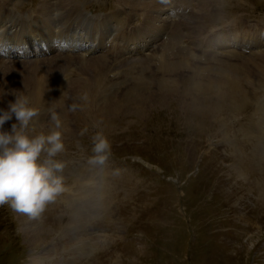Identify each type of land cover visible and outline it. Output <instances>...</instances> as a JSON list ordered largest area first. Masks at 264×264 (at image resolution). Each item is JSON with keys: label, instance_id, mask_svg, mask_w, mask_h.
I'll use <instances>...</instances> for the list:
<instances>
[{"label": "rangeland", "instance_id": "obj_1", "mask_svg": "<svg viewBox=\"0 0 264 264\" xmlns=\"http://www.w3.org/2000/svg\"><path fill=\"white\" fill-rule=\"evenodd\" d=\"M40 1L10 0L9 7L27 16L35 7H42L43 0ZM54 1L51 0L54 25L46 31L31 21L22 36L25 40L32 38L41 41L42 37L53 44L56 32L58 35L62 32L67 34L62 14L72 6L80 7L88 15L90 13L89 17H100L101 14L122 8L124 3L130 12V8L140 7L133 12L132 24L121 36L138 31L141 23H144L142 26L147 25L148 8L124 0ZM178 1L186 4L183 6L187 10L188 2L193 0ZM199 5L198 1H194L184 13L185 16L169 17L166 34L173 28V23H183L182 18L187 22L182 24L183 29L179 28L183 33H187L188 26L198 35L197 22L203 21L202 38L207 33L220 32L214 31L213 27L222 29L258 22L262 29L259 30L258 40L233 39L232 44L227 46L217 43L220 39H216L214 41L218 45L192 48L189 58L177 70L164 72L163 79L159 75L153 77L149 71L156 75L155 67L159 66L157 73L162 68L157 65L155 56L166 49H159L161 38L152 39L154 35L149 36L148 41L154 40L155 43L151 50L147 49L143 55L133 53L130 60L136 62L129 63L122 58L124 74L121 82H128L127 87L111 86L103 76L104 71L100 73V69L96 68V59H92L95 62H87L86 66L65 65L64 68L59 63L60 59L51 61V55L71 59V64L80 60L77 53L68 52L64 56L61 48L59 51L62 54L53 53L44 57V61L7 62L5 64L11 65L6 70L5 64L1 65L0 93H4L0 94V100L12 99L6 93L19 88L22 90H16L17 95L26 94L32 100L38 87L35 83L38 77L50 80H46V83L54 82L57 85L58 82L57 86L72 97L86 91L89 99L88 103H83L84 108L75 112L68 111L67 104L71 100H66L64 96L57 102L43 99L37 104L35 99L32 100L40 110L38 119L32 121L35 130L39 131L50 123L48 108L52 104L58 105L57 111L64 121L66 150L59 158L68 160L69 164L65 178L66 191L36 218L16 212L7 204L0 206V264H264V161L252 160L255 137L264 133L244 128V119L239 117L248 110L250 103L246 99L259 90L264 76L261 67L254 72L248 70L249 60L253 57L258 61V53L264 50V0H205L202 8ZM163 7L174 8L171 3ZM200 12L210 15L196 21L195 17ZM21 22L17 20L18 24ZM181 34L178 39L181 46H185L184 49L180 48L184 53L188 43L192 46V38L188 34ZM121 36L115 35L119 46L124 39ZM90 38L86 40L88 46L92 44ZM162 40L168 38L163 37ZM147 44L141 41L137 46H132L149 47ZM39 47L44 46L39 44ZM107 47H110V42H107ZM221 48H228L226 51L231 54L238 51L246 54L238 56L241 62L236 64L232 62L236 58H222L230 53H215ZM214 49L218 50L213 53ZM106 53V48H101L85 55L83 61L86 57L90 60L97 55L103 57ZM19 58L23 59L22 56ZM245 64H248L247 67ZM90 68L93 69L88 72ZM226 69L238 73L230 72L233 75H228ZM168 73L172 75L166 78ZM55 77L58 78L57 82ZM94 78H101L103 82L100 81L98 91H93V94ZM145 79L149 82L144 83ZM230 81L231 84L236 83L237 87L232 86ZM109 86L111 91H107ZM242 98L246 102L238 106ZM261 100L264 101V96ZM84 109L91 110V113H85ZM93 112H97L95 123L90 118ZM11 122L14 121H9L5 127H9ZM85 127L88 131L82 134ZM96 127L104 130L111 141V155L117 157L118 166L113 176L108 171L88 168L82 163L91 155L90 137ZM223 135L230 140L234 149L222 141ZM79 163L81 167L77 165ZM98 179H102L97 184L100 197L89 190ZM110 198L116 201L120 214H124L139 199V211L136 214L127 213L126 217L121 215L116 221L107 215L112 201ZM91 219L95 221L92 223ZM117 222L121 232L111 233ZM122 226H125L124 229ZM100 228L110 233L109 249L93 235L94 229Z\"/></svg>", "mask_w": 264, "mask_h": 264}, {"label": "bare ground", "instance_id": "obj_2", "mask_svg": "<svg viewBox=\"0 0 264 264\" xmlns=\"http://www.w3.org/2000/svg\"><path fill=\"white\" fill-rule=\"evenodd\" d=\"M125 1H126V3L132 4V5H135V6H144V7H146V9L148 8L147 10H149V11H148V15H147L148 17H147V20H146L147 25L145 24L146 26H142V24H144V23H141V25H140V28H144L146 30H139L140 29L139 28L138 31H130L128 36L122 35V36H124V39H123L122 45L119 46L118 43H117V39H116L115 35H118L119 34V37H120L121 34L128 29V27H129V25L131 23L130 20L133 17V12L137 8L140 9V7H137V8L132 7V8H130V9H132V11L130 12L129 11V8L124 3L122 5V8H117L115 10H112L110 13L101 14L100 17H97V16L96 17H89V16H87L88 14L83 9H81L80 7L72 6L71 9L69 11H67V13L62 14L64 29L68 33L66 34L65 32H62L60 35H58V33L56 32V35H55L56 36V38H55L56 41H54V43L52 44L51 42H48L45 38H42V37H41V41H35L32 38H29L28 40H25L24 37H22L27 32V26L31 23V21L35 22L36 24H39L41 26V28L44 29V30H46V31H48V30L51 29V27L54 25V20H55L54 14L52 15V13H51L52 12V5H53L51 3V0H43L41 2L42 7H40V6L37 7V8L35 7V9H32L31 12H28L29 14L27 16L22 15L19 12L15 11L14 9H12L11 7H9L10 0H0V67H1L2 64L4 65L7 62H27V61H30V62H39V61H44L45 58H47L49 55H51L53 53H55V54L61 53L62 54L63 52H65L64 56H67L68 55V52H75V53H77V55L82 56L83 54L95 52L97 50H100L101 48H106V50H107L109 48V47H107V42H108V39H109V40H111L110 49H109L111 51V53L108 54V55H106V56H103V57H101V55L100 56L97 55V56L91 58L90 60L86 57L87 60L85 59V61H82V62H81V60H79V61H77V63H72V64H71V61H70L71 59H67V58L63 57L62 55H60V56L51 55V57H50V60L51 61H53V60L54 61H58L57 59H60L61 62H59V63H62L63 64V68H64L65 65L66 66H71V65L86 66L87 65V62H90L92 59H96V62H95V60H92V62L94 61L96 63V68L100 69V73H101V71H105L107 69L112 68V65L115 62L119 61L120 57H122L124 59H127V62H129V63L130 62H136V60H130L132 54L133 53L142 54L143 52L146 53L145 51L147 49H150L153 46L152 44L155 45L154 40L148 41L149 39H147V37H149V36L151 37L152 35H154L152 37V39L153 38L154 39L161 38V41H162L160 48L158 47L159 45L158 46L156 45V46L159 49H162V50H165L166 49V51H164V53H162V54H159V55H156L155 56V59L157 60V65H160L162 68L159 69V71L157 73V70H158V67L159 66H156L155 67L156 75L152 71H149V73L153 77H156L157 78V76L159 75L160 78L165 79L163 73L164 72H167V71L177 70V68L181 65V63L185 59L187 60L189 58V55H190L189 52L192 50V48L195 50L198 47H200L201 45H208V44H211L212 42H213V45H214V44H216V42L214 41L216 39H220L219 42L225 43V44H227V46H230V44H232L231 41L233 39H251V40H258V33H259V30L261 29V28L259 29L260 25L258 24V22L255 23V24L241 23L240 25H237L236 24V25H231V26H228L226 28H223L222 30H220L219 33H213V32L212 33H207L202 38V35L204 34L203 33L204 29H202V28L204 26L201 28V24H203L202 23L203 21L200 20V22H197L198 29L200 31L199 34L197 35V34H195L186 25H184V26H186L188 28L187 29V33H183L182 30H179V28H182V26H183L182 24H186L187 23V22H185V19L182 18L180 20H184V22L182 23V21H178V22L173 23V28L169 31V34L166 35V33H168V30H165V29H168L167 21L169 22V20H168L169 17L170 18L172 17V15H171L172 13H175L173 15L176 16V15L182 14L184 11H186V8L184 7L186 4L185 5L183 4L184 5L183 6L178 0H124V2ZM180 1H182V0H180ZM170 3H171V5L173 4V7H174L173 9H169V7H166V8L163 7V6L168 5V4L170 5ZM118 4H120V3H118ZM199 4H200L199 5L200 6L199 8H202L205 5V0H199ZM59 7H61V6L59 5ZM189 10L191 11L192 9H189ZM203 11L204 10H201V12H203ZM163 15L166 16V17H163ZM209 15L210 14H205V13L199 14L198 13V16H196L195 19H196V21L199 20V18L200 19H203V18L205 19ZM18 19H20L22 21L20 24L17 23V20ZM173 20H174V18H173ZM57 21H59V20H57ZM86 21L90 22V31H86V30H84V29L81 28V24H84ZM169 24H170V22H169ZM152 25H155L157 28L155 26H152ZM206 26H209V25H206ZM211 28L212 27H210L209 29H211ZM262 28H264V27H262ZM157 30H162V31L156 33ZM181 33L184 34V35L185 34L186 35L188 34L190 36V38H192V43H191L192 46L191 45L189 46V43H188V45H187L188 47L186 48V50H185L184 53H183L184 50L183 51L180 50V48L182 49L183 47L181 46L180 40L178 39V37H179V35ZM182 34H181V36H183ZM90 35H92L91 38L89 39L91 41L92 45L88 47V46H86V42L85 41L88 38V36H90ZM163 37H167L168 40H164L163 41L162 40ZM61 40H64L63 44L60 43ZM95 41H96V44H93ZM137 41L146 42V43H148L147 45H149V47H145L144 46L145 44H144V45L139 46L138 47L139 49L133 48L132 45L133 44L135 45V43ZM183 41H184V39H183ZM39 44H45L47 46L46 47L47 48V51H42L41 52V48L39 47ZM136 46H137V44H136ZM55 48H56V50H55ZM60 48L63 49L64 51L63 52H60L59 51ZM184 48H185V46H184ZM155 49H157V48H155ZM261 49L263 50V48H261ZM226 50H224V49L222 50V48H221V50H218L215 53H217V54L230 53V54L223 55L222 58H226V59L230 58L231 60H232V58L233 59L236 58L234 61H232V62H236V64H237V62H239V63L241 62V59H238L237 57L238 56H244L246 54L245 52H242V51H238L236 53H232L231 54V52H228ZM82 52H83V54H82ZM1 53L2 54H5V55L2 56ZM247 54H253V53H247ZM206 55H208V54H206ZM258 55L261 56V57L258 56V58H260V59H258V61L257 60H254L253 57L250 60L248 59L249 60V62H248L249 65L247 64L248 65V68H249L248 70H252V72H254L256 69H258V67H261V69L262 68L264 69V58L261 59L262 57H264V50L262 52L258 53ZM20 56L23 57L22 60H21V58H19ZM39 58H44V59H41V60H38V61L31 60V59H39ZM25 59H30V60H25ZM74 59H75V55H74ZM224 60H222V61H224ZM10 65L11 64H5L4 65L5 66V70H6L7 66H10ZM226 65H227V63H226ZM247 65L245 64L246 67H247ZM245 66H243V67H245ZM220 67H221V65H220ZM228 67H229V64H228ZM240 67H242V66H240ZM67 68H69V67H67ZM92 69L90 68V69H87V70L89 72V70L91 71ZM226 70H228V69H226ZM220 71H222V70H220ZM228 71H229V74L226 73V75L227 74L228 75H233L235 73V72L231 71L230 69ZM88 72H86V73H88ZM230 72H233V74H231ZM0 73H2V72L0 71ZM4 73H5V71L3 72V74ZM6 73H8V71H6ZM237 73H235V74H237ZM263 73H264V71H262V74ZM169 75H172V73L166 74L165 75L166 78H168ZM241 75L242 74H240V76ZM244 75H245V73H244ZM248 75H250V74H248ZM216 76H217V74H216ZM246 76L247 75H245L244 77H246ZM57 77H55V78H57ZM101 78H99L98 80H97V78L96 79L95 78L93 79L94 87L92 88V91H91L92 93H93V91H98V89H97L98 85L101 84V82H103V81H101ZM209 78L210 77H208V79ZM236 78H239V77H236ZM163 79H161V80H163ZM222 79H224V78H222ZM12 80H13V78H12ZM46 80H47L46 78H42L41 79L40 77H38L35 80V83H36V85L38 87L36 88V92L32 96L33 99H35L36 102L37 101H41L43 99L44 100L46 99V101L49 100L50 102H57V101H59L61 99V97H63V95H61V93L63 92V90L59 86H57L58 85V82H57L58 81V78L56 80L57 85L54 82L46 83L47 81H50V80H47V81ZM104 81H105V79H104ZM170 81L171 80H169V82ZM218 81H220V80H218ZM225 81L227 82L228 80L226 79ZM225 81L223 82L224 85H226L225 84ZM262 81H264V76L262 78ZM147 82H149V80L148 79H145L144 83H147ZM241 82L242 81H239V83H241ZM2 83H3V80H2ZM15 83L13 85H16ZM86 83H87V81L84 84H86ZM229 83L231 84L232 82L230 81ZM17 84H20V83H17ZM91 84H92V81H91ZM163 84H164V82H163ZM221 84H222V81H221ZM234 84H236V83H234ZM234 84H231V85L237 87V84L236 85H234ZM241 85H243V84H241ZM165 86H168V85L166 84ZM238 86H239V84H238ZM241 87L238 88V89H241ZM163 88H166V87L163 86ZM204 88L207 89V86H205ZM16 90H20L21 91L22 89L19 88V89H16ZM222 90H223V88H222ZM82 92H83V90H82ZM2 93H4V92H2ZM2 93H0V94H2ZM16 93H17V91H16ZM256 94L253 93V94L249 95L248 96L249 99L247 98L246 100H248V102L250 103V99H252ZM0 96H2V95H0ZM146 96H147V94H146ZM9 97H11V96H9ZM163 97H165V96H163ZM243 100L244 99L242 98V101H241L240 104L238 103L239 104L238 106H241L242 105V102L243 103L246 102V101L244 102ZM33 101H32V103H33ZM37 104H38V102H37ZM138 104H140V103L138 102ZM105 107H106V105H105ZM260 107H261V109H263L264 106L260 103ZM106 108H108V105H107ZM110 108H109V110H110ZM112 108H113V106H112ZM84 110H85V113L86 112H88V114L91 113V110H89V109H84ZM112 110L115 112V108H113ZM110 113H112V112L110 111ZM140 113H142V112H140ZM213 113H214V111H213ZM63 114H64V112H63ZM92 114H93V116L90 117V118H93L91 120V122L95 123L96 122L95 118H96L97 112H93ZM66 116H68V114H66ZM262 122H264V121H261V123ZM67 124H69V123H67ZM99 124H100V122H99ZM222 141L223 142H226V144L228 145V147L234 149L232 147L231 143L229 142L230 140L228 138H226V136L223 135ZM107 199H109V198H107Z\"/></svg>", "mask_w": 264, "mask_h": 264}, {"label": "clouds", "instance_id": "obj_3", "mask_svg": "<svg viewBox=\"0 0 264 264\" xmlns=\"http://www.w3.org/2000/svg\"><path fill=\"white\" fill-rule=\"evenodd\" d=\"M12 97L0 100V206L7 204L16 212L31 218L40 216L46 207L66 191L65 162L59 158L65 152V124L57 111L58 105L48 108L49 121L41 130H35L32 121L39 115L37 108L26 94L16 91L6 93ZM61 95L70 112L87 103L85 91L78 97L67 92ZM11 122L9 127L6 123ZM85 127L82 134L87 132ZM91 155L88 163L104 165L111 156V141L104 130L96 127L90 137Z\"/></svg>", "mask_w": 264, "mask_h": 264}]
</instances>
